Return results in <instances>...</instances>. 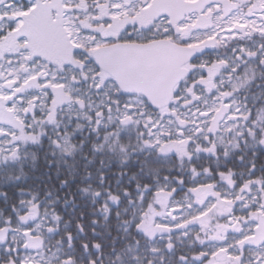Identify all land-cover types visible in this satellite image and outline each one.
<instances>
[{"label":"snow or ice","instance_id":"snow-or-ice-1","mask_svg":"<svg viewBox=\"0 0 264 264\" xmlns=\"http://www.w3.org/2000/svg\"><path fill=\"white\" fill-rule=\"evenodd\" d=\"M0 264H264V0H0Z\"/></svg>","mask_w":264,"mask_h":264}]
</instances>
